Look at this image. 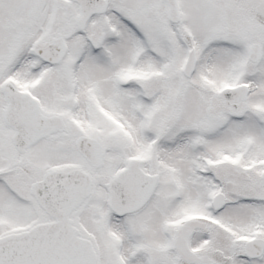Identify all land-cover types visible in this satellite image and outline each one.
<instances>
[{
    "label": "snow or ice",
    "instance_id": "snow-or-ice-1",
    "mask_svg": "<svg viewBox=\"0 0 264 264\" xmlns=\"http://www.w3.org/2000/svg\"><path fill=\"white\" fill-rule=\"evenodd\" d=\"M0 264H264V0H0Z\"/></svg>",
    "mask_w": 264,
    "mask_h": 264
}]
</instances>
